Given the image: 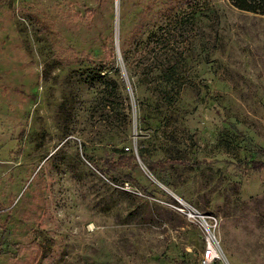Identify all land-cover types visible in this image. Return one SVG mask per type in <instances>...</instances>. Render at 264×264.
I'll use <instances>...</instances> for the list:
<instances>
[{
	"label": "rangeland",
	"instance_id": "obj_1",
	"mask_svg": "<svg viewBox=\"0 0 264 264\" xmlns=\"http://www.w3.org/2000/svg\"><path fill=\"white\" fill-rule=\"evenodd\" d=\"M169 56L179 80L159 82L151 65ZM115 148L141 185L109 168ZM138 151L171 161L152 172ZM249 159H264L263 14L0 0V264H200L182 201L219 216L231 264H264V168Z\"/></svg>",
	"mask_w": 264,
	"mask_h": 264
},
{
	"label": "trees",
	"instance_id": "obj_2",
	"mask_svg": "<svg viewBox=\"0 0 264 264\" xmlns=\"http://www.w3.org/2000/svg\"><path fill=\"white\" fill-rule=\"evenodd\" d=\"M229 1L233 6H235L238 9L264 15V0H229ZM146 13L147 12L145 11V9H142L139 10L138 14L136 15V22L139 24V29L145 24ZM153 42L155 43L160 42V24L157 25L156 28L150 31V34L148 35L145 42L146 43L145 47L150 45L151 43L153 44V46H150V48L156 47L154 46ZM158 56H159L158 54H155L154 57L158 58ZM157 60L158 62H156L155 65H151V67H153L151 68L152 69L151 71L158 76L159 82H164V83L178 82L180 77L179 76L180 72L177 68V64L175 63V61H172L170 56L167 58L166 62H161V64H160V58ZM138 156L152 172L155 171L157 167L160 166L163 167L166 163L171 161L169 159L147 160L139 151H138ZM107 162L110 169H116L117 167H129L130 171L124 174L126 180H129L135 186L141 185L140 182L137 180V178H135V176H133L131 173L132 168L138 165L135 153L126 152L123 149L118 150L115 148V153H113L112 156L108 158ZM246 163L248 164V167L254 170L264 168V159H249Z\"/></svg>",
	"mask_w": 264,
	"mask_h": 264
},
{
	"label": "built area",
	"instance_id": "obj_3",
	"mask_svg": "<svg viewBox=\"0 0 264 264\" xmlns=\"http://www.w3.org/2000/svg\"><path fill=\"white\" fill-rule=\"evenodd\" d=\"M124 186L131 187L125 181ZM180 209L188 220L197 225L203 239V247L200 252V264H231L224 252L220 238L217 233L219 227V216L211 211L200 210L197 207L181 202Z\"/></svg>",
	"mask_w": 264,
	"mask_h": 264
},
{
	"label": "crops",
	"instance_id": "obj_4",
	"mask_svg": "<svg viewBox=\"0 0 264 264\" xmlns=\"http://www.w3.org/2000/svg\"><path fill=\"white\" fill-rule=\"evenodd\" d=\"M0 207H1V204H0Z\"/></svg>",
	"mask_w": 264,
	"mask_h": 264
}]
</instances>
